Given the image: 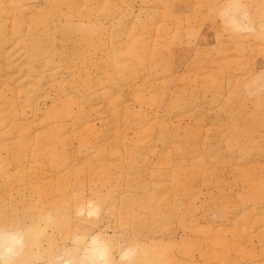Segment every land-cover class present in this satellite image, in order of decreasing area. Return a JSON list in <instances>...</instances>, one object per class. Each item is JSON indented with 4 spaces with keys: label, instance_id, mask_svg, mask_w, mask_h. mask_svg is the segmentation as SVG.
I'll return each mask as SVG.
<instances>
[{
    "label": "rangeland",
    "instance_id": "1",
    "mask_svg": "<svg viewBox=\"0 0 264 264\" xmlns=\"http://www.w3.org/2000/svg\"><path fill=\"white\" fill-rule=\"evenodd\" d=\"M264 264V0H0V264Z\"/></svg>",
    "mask_w": 264,
    "mask_h": 264
},
{
    "label": "bare ground",
    "instance_id": "2",
    "mask_svg": "<svg viewBox=\"0 0 264 264\" xmlns=\"http://www.w3.org/2000/svg\"><path fill=\"white\" fill-rule=\"evenodd\" d=\"M69 264V263H68Z\"/></svg>",
    "mask_w": 264,
    "mask_h": 264
}]
</instances>
